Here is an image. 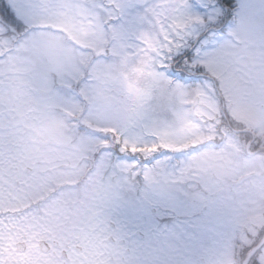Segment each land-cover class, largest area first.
<instances>
[{"label":"rangeland","instance_id":"1","mask_svg":"<svg viewBox=\"0 0 264 264\" xmlns=\"http://www.w3.org/2000/svg\"><path fill=\"white\" fill-rule=\"evenodd\" d=\"M25 2L21 19L52 28L13 40L0 27V213L37 238L80 247L90 264H235V246L264 236L263 160L247 155L250 135L188 150L204 141L203 121L220 103L205 78L166 74L175 45L217 13L202 20L188 0ZM245 3L247 25L213 32L193 60L220 80L223 109L254 130L256 151L264 0ZM108 134L130 154L162 152L150 163L117 158ZM256 256L264 264V247Z\"/></svg>","mask_w":264,"mask_h":264},{"label":"snow or ice","instance_id":"2","mask_svg":"<svg viewBox=\"0 0 264 264\" xmlns=\"http://www.w3.org/2000/svg\"><path fill=\"white\" fill-rule=\"evenodd\" d=\"M186 7L190 12L199 15L202 20L212 12L217 13L214 23L207 25L208 31L198 38L197 43L206 40L214 31L223 34L226 27H231L233 24L244 27L248 23L245 0H239V2L238 0H235V2L234 0H209L207 4L198 3L196 0H188ZM14 8L9 5L7 0H0V27L4 28L5 37H9L13 33L21 34L25 30V24L20 19V15H25L28 12L25 0H16ZM192 59L193 50L183 49L177 51L175 55L171 56L172 63L168 66L166 74L177 80L199 79L204 68L196 67L189 70L187 65L192 63ZM253 264H255V258H253Z\"/></svg>","mask_w":264,"mask_h":264},{"label":"trees","instance_id":"3","mask_svg":"<svg viewBox=\"0 0 264 264\" xmlns=\"http://www.w3.org/2000/svg\"><path fill=\"white\" fill-rule=\"evenodd\" d=\"M7 2L9 3V0H7ZM9 5H10V3H9ZM21 21L25 24V30L21 34L13 33L11 36H9L10 38H14L13 40L20 39V38L23 39L25 37H28L30 32H33L36 30H40V29H50L51 30V28H52L51 26L41 27V26L29 25L23 19H21ZM228 28L229 27H226L224 32L227 31ZM3 30H4V28H3ZM206 31H208V27L204 31H201L198 36H193L186 41L180 42V44L178 45L179 51H182L183 49H191V50H193V58H194V53H196L198 47L201 46V42H202L201 41L200 43H197L198 38ZM214 33H215V31H214ZM171 63H172V61H171ZM185 63H187V62H185ZM187 67L189 70L196 68V67H203L204 71L200 74L199 79L207 78V76L212 77V81L215 82V84H216L215 98L218 99L217 91L220 92L225 106L228 107L227 106V99L224 96L225 93L223 91L222 84L217 77L213 76L204 66H201L199 64L195 65L193 59H192V63L187 65ZM189 74H191V73L189 72ZM172 79L174 81H177V79H175V78H172ZM199 79H197V80H180V81H184L186 83H198ZM219 103H220V101H219ZM218 107H219L218 112H215L212 117H207V119L203 121L206 124L209 123L210 127H211L210 130L208 131L209 133L204 138V141H202V143H199L198 145H196L192 148H189L188 150L196 149L197 151H199L202 148H204L206 146V144H208L210 146L220 147L223 144V142L226 140L228 135H232L235 138H239L241 140H244L246 137H249V135L247 133H245V132L236 133V132H233V129H236V130L249 129L250 131H252L254 133V130L251 128H247V127H243V129L237 128L236 125L233 123V121L228 116L226 109H225V114H222L220 112V108H221L220 104H218ZM98 135L101 136L102 138H107L106 134L102 135L101 133H98ZM109 137H110V135H109ZM110 142L111 143L109 145V150L115 156H117V158L118 157L119 158L125 157V158H130V159L136 158L138 160H141L140 162L150 163L152 161V159H154L156 156H159L162 152V151L154 150L153 152L148 153V154H145V153H142V154L132 153V154H130L128 151H126L122 148L121 141L118 137H116V135H113L112 137H110ZM240 148L244 150V148L242 146ZM188 150L187 151L185 150L182 152H188ZM98 151H100V150H98ZM178 153H180V151ZM256 156L260 157L264 163V146H261L258 149ZM150 158H152V159H150ZM262 176L264 177V172H263ZM140 184H141V181H140ZM3 214L4 213H0V216H3ZM160 221L162 222V220H160ZM167 224H169V223H167ZM247 237H248L249 241L245 242L243 245L241 244L239 246H235V249L237 250L236 251L237 252L236 253L237 254V260H236L237 263L236 264H239L242 257L244 256L245 252L248 251V250H244V249H250L256 243L254 238H252L251 236H247ZM260 251L261 250H259L257 254H259ZM250 264H253V259H252ZM255 264H261V261L258 259V256H255Z\"/></svg>","mask_w":264,"mask_h":264},{"label":"flooded vegetation","instance_id":"4","mask_svg":"<svg viewBox=\"0 0 264 264\" xmlns=\"http://www.w3.org/2000/svg\"><path fill=\"white\" fill-rule=\"evenodd\" d=\"M20 218L0 217V264H90L91 261L79 257L83 251L80 247L74 249L62 239H40L28 234L29 229ZM140 239L144 237L137 234ZM108 243L116 239L109 236ZM118 241V240H117ZM42 242L45 244L42 245ZM119 245L125 246L127 239H120ZM129 254L130 250L125 249Z\"/></svg>","mask_w":264,"mask_h":264},{"label":"water","instance_id":"5","mask_svg":"<svg viewBox=\"0 0 264 264\" xmlns=\"http://www.w3.org/2000/svg\"><path fill=\"white\" fill-rule=\"evenodd\" d=\"M198 99L196 98L193 105L197 103ZM252 141H249L246 146V150L249 152V147L251 145ZM254 154V153H251ZM28 171V170H27ZM45 243H42L44 245ZM264 245V236L263 238L259 241V243L255 246H253L246 254L245 258L242 261V264H247L249 260L255 255V253Z\"/></svg>","mask_w":264,"mask_h":264}]
</instances>
